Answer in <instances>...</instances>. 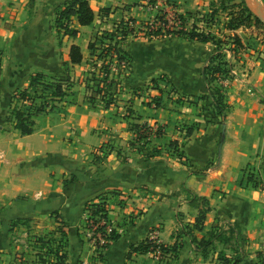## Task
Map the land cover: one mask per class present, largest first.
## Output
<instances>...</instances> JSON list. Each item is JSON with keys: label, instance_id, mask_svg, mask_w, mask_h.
<instances>
[{"label": "crops", "instance_id": "crops-1", "mask_svg": "<svg viewBox=\"0 0 264 264\" xmlns=\"http://www.w3.org/2000/svg\"><path fill=\"white\" fill-rule=\"evenodd\" d=\"M42 1L40 7L39 0H0V264H43L33 235L56 224L53 211L69 227L68 264H218V255H206L208 249L197 248L194 238H201L219 216L227 214L250 240H264V58L256 60L248 77L263 91L235 93L222 123H201L188 135L177 126L178 119H200L179 113L164 101L156 106L152 101L156 89L149 86L142 90L162 72L175 83L193 81L192 43L179 36L121 40L132 64H122V89L116 102L105 106L98 99L92 104L86 97L84 77L95 57L89 41L98 33L113 30L122 19L146 18V0H89L94 20L81 25L74 17L73 25L80 31L77 36H61V43L55 7L66 0ZM172 1L185 12L183 0ZM73 43L81 47V62L70 61ZM161 48L165 50L160 52ZM65 62L72 68L73 85L52 109L35 116L33 132L22 134L7 120L10 96L27 87L37 71L66 75ZM200 66L195 78L202 88L205 63ZM204 88L207 90V85ZM204 88L200 92L204 93ZM131 121L147 122L154 130L160 127L162 133H152L142 144L144 140H138L130 129ZM223 123L222 169L233 171L251 161L262 188L243 187L240 173L198 172L218 153ZM171 139H178L184 157L193 166L180 163L167 168L164 159L174 160L168 150ZM222 189L229 191L227 196ZM112 190L117 193L110 197L108 216L120 235L100 258L93 239L78 233L77 227L80 215L86 212L85 203ZM199 196H206L211 208L204 228L190 231L186 225L195 221L201 207ZM154 230L166 244L182 243L177 257L159 260L149 251L130 255L132 244Z\"/></svg>", "mask_w": 264, "mask_h": 264}, {"label": "rangeland", "instance_id": "rangeland-1", "mask_svg": "<svg viewBox=\"0 0 264 264\" xmlns=\"http://www.w3.org/2000/svg\"><path fill=\"white\" fill-rule=\"evenodd\" d=\"M147 4L145 6H148V15L146 18L142 19L141 21L132 22L128 21L129 25L128 27H133L134 32L129 34V37H147L152 38L151 36H146L145 32L149 31L148 25L149 23L154 22L156 19V15H161L163 12L167 11L170 17L173 14V12L178 11L179 13H183V15L186 17V21L184 22L185 26L188 29H191L194 25L197 26L199 29H203L205 32H209L214 36L215 39H224L226 35L232 34L234 31L238 32L244 41V47L238 48L237 50H234L231 52L230 50H224L223 53L226 54V59L231 61L233 63V70L230 76H225L223 74H219V76L209 81V84L213 86H219L224 91V99L227 103V114L231 110V96L236 94H239V92H262L263 88L259 87L258 83H254L248 80L249 75L252 72V69L255 67V62L259 58H264V20H262L257 14L258 9V3H260L264 9V0H183L182 3L184 5V11H180L178 9L179 5L176 4L175 1L172 0H146ZM40 7L43 3L42 0H39ZM60 3L58 6L55 7L56 11L58 12L60 8L65 4ZM158 3V7H155L154 9H150V4H156ZM33 5L36 3H32ZM243 5H246L249 7V9L253 13L252 20L245 22V24L241 25L235 30H231L227 27V21L231 19V17H234L237 15L238 11L243 7ZM31 8V5H30ZM103 11V10H102ZM105 12V9H104ZM259 18V20H257ZM129 19V18H127ZM126 20V19H125ZM121 21V20H120ZM118 22L117 24L121 25V22ZM176 21L171 17L169 20L170 24H174L178 27H180V23H175ZM116 24V25H117ZM116 29V26L114 28ZM105 32V31H104ZM109 36V34H108ZM179 36L183 39L189 40V42L192 43V46L190 47L192 49L193 54V61H192V71L194 74V79L191 83H181V82H173L171 77L165 73L162 72L158 74L155 80L144 86L142 90H145L149 86H152L156 89V95L153 96L152 101L155 103L157 99H160L161 102H165V104H170L171 108L177 109L179 113H184L187 115H193L196 117V119L200 120H191V122H188V119L190 121V117H183L182 120L178 119L177 126H179L182 129H187L188 126L192 125L193 127H199L201 123L210 124L212 122H218L222 123V116L220 111L214 106L213 99L209 97L208 95V88L207 90L204 88L205 85L209 86L208 82L205 80L203 82V87L205 89L204 93L200 92L202 88H200L198 80L195 78L196 75H200V65L202 62L205 63V65L208 62V59L210 55L213 52H216L217 45L213 43L212 41H202V42H196L197 39H191L187 37L186 35H175V34H165L157 36V38H171ZM128 37V38H129ZM156 37V36H154ZM153 37V38H154ZM201 41V40H198ZM165 42V41H164ZM163 42V43H164ZM97 43H100L97 41ZM165 49L161 48L160 52H163ZM99 52V51H98ZM95 57L93 58L92 63V70H97L96 74H99V68H103L100 65H102V62L106 60L105 64L110 63L109 57L106 59L103 57H98L97 52L93 53ZM3 60V55H2ZM95 60H100L97 62ZM124 62V61H123ZM69 66V65H68ZM112 69L113 72L118 73V78L121 73L124 72V67L122 64H118L117 61L113 59V63L108 65ZM94 67V68H93ZM2 69V68H1ZM72 68L70 67V70ZM91 70V69H90ZM91 71H88L86 76L84 77L85 83H87L86 77H89L90 80L88 81L90 85L93 84V77ZM65 76V75H64ZM66 77V76H65ZM53 81V80H51ZM74 81V80H73ZM120 88L122 86H119ZM22 89V88H21ZM138 90V89H137ZM136 90V91H137ZM141 90V88L139 89ZM141 93V92H140ZM261 99L264 100L263 94H261ZM12 96V95H11ZM10 96V101H11ZM148 96V95H147ZM155 98V99H154ZM56 103V102H55ZM23 100L14 99L13 106H22ZM11 105L8 107V111H12L10 108ZM9 115V113H8ZM7 115V117H8ZM12 122V121H11ZM8 123V122H7ZM9 124V123H8ZM224 124V123H223ZM224 130V125L222 126ZM225 131H226V123H225V130L222 131L219 137V149L218 153L213 157V160L205 164L203 169L199 170L198 172L200 174H204L206 172H212V174H226L229 175V173L233 174L234 176L238 175L240 173V184H243V187H260L262 188L263 184L261 183L259 177H258V171L254 170L251 161L245 162L242 164V166L238 169H234L233 171L230 169L225 168V171L222 169V164L219 162L220 160V154H221V146L225 139ZM162 149V148H161ZM160 149V150H161ZM169 154H171L174 157V160L169 159L168 157L164 159L165 165L167 168L173 169L174 166L179 165L180 163L186 164L188 167L193 166L192 163H190L184 156L178 155L175 150H171L170 146L168 148ZM184 151V150H183ZM193 170V169H192ZM70 177L67 178L69 180ZM256 181V182H255ZM257 183V185L255 184ZM223 193V196H227V193L229 191L222 189L221 191ZM199 203L201 206H204L205 203L202 199V196H199ZM55 211L52 212V215L56 216L54 214ZM81 222L78 225V233H81L86 238L90 236L88 235V231L90 229V219L89 214L87 212L82 213L80 215ZM230 215H224L223 217H218L217 223H214L210 230L207 232H203V236H199L201 238H196V246L200 249H208V252L206 255H218L219 251L221 249H224L225 252L231 256H236L237 254H240V252H244L246 254V260L256 259V251L258 249L264 248V240H250L244 233H242L240 230H238L236 224L230 220ZM59 222L57 221L55 225L52 227H46L47 229L44 231L43 234H34L33 237H36V244L38 246L39 252L37 253L38 259L41 261L44 259V257H54L55 255L53 253H50L49 250L51 248H57L59 246V243L62 239H64L62 236V233L59 232ZM187 230H192V225L187 224ZM80 229V231H79ZM93 230V229H92ZM91 230L92 237L94 238V232ZM67 231H69V227L67 224ZM42 236L43 241H41L38 237ZM92 239V238H91ZM95 243V240H93ZM211 241V244L208 245V243ZM67 244V241H66ZM96 245V243H95ZM103 250V248L101 249ZM202 250V251H203ZM98 255V254H97ZM99 256V255H98ZM169 256H167L164 259H167ZM44 264V263H43ZM244 264H248L244 263Z\"/></svg>", "mask_w": 264, "mask_h": 264}, {"label": "trees", "instance_id": "trees-1", "mask_svg": "<svg viewBox=\"0 0 264 264\" xmlns=\"http://www.w3.org/2000/svg\"><path fill=\"white\" fill-rule=\"evenodd\" d=\"M252 16L253 13L249 7L243 5L237 15L231 17V19L227 21V27L231 30H235L245 24V22L252 20ZM74 17L77 18L81 25L90 24L94 20L95 11L89 0H66L65 4L57 12L55 26L57 27V31L60 36V43L62 42L61 36L78 35L80 29L79 27L73 25ZM172 18L175 21L180 20V27L169 23L171 17L168 16L167 11H165L161 15H156L154 22L149 23L150 25H148V27L150 28L148 32H145V35L157 37L165 34H175L186 35L191 39H197L205 42L212 41L219 49L210 55L207 64L204 66V78L209 84V81L216 79L219 74L229 77V74H231L233 70V63L225 58L226 54L223 53V51L230 50L233 52L238 48H243L245 43L241 35L234 31L232 34L226 35L224 39H215L211 33L205 32L203 29H199L195 25L191 29H188L184 24L186 17L183 13L176 11L174 12V17ZM257 20H259V18H257ZM128 21L136 22V19L134 17H130L126 20L122 19L120 21L121 25L117 24L115 30L113 29L98 33L89 41V48L92 50V53L97 52L98 57H103L105 59L109 57L110 62L108 64H105L106 60L102 62V65L100 66L103 68L98 69L99 74H96L97 70H89L91 71L90 74L92 73L93 75L91 79H93L94 82L90 85L88 82L90 78L86 77V97L92 104H94L96 100L100 99L103 101L105 106H110L112 103L116 102V96L122 89V87H119L121 86V80L116 76L115 72L112 73V69L108 65L113 62V58L116 59L115 61H117L118 64H123L128 67L132 64L131 55L120 45L121 40L128 38L129 34L134 32L133 27H128ZM97 41L100 43H97ZM2 54L3 50L0 48V74L2 68ZM69 55L72 63L81 62L84 57L81 47L77 43L71 44ZM65 64L66 77L64 75H49L42 71H37L31 75L30 84L27 87L18 89L12 94L10 101V108L12 111L8 112L9 115L7 120L12 121L13 126L19 129L22 134L33 132L35 128V116L39 113L47 112L52 109L56 105V100L62 98L67 93V90L70 89V86L73 85L74 81L69 74V63L65 62ZM153 80L155 79H151V82ZM207 88L209 94L208 96L213 99L214 106L220 111L219 113H221L222 121L225 120L227 116V103L224 99V91L221 87H212L210 84ZM14 99L23 100V105L14 107ZM155 104L156 106L161 105V100L157 99ZM128 110L132 112L131 108H128ZM130 129L135 133L138 140H144L142 144H145L148 140L147 138L152 133H156L158 135L162 133L160 127L154 130L153 126L147 122L131 121ZM194 129L195 127L190 125L186 129V133L190 135ZM169 146L171 150H175L178 155L185 156L178 139H171L169 141ZM65 184H67V180L65 181ZM255 184L257 185V183ZM116 193L117 191L115 190L107 191L100 195L97 200L92 199L87 201L85 203V211L89 214V218H93L96 221L106 219V222L109 223L108 205L111 202V195ZM202 199L205 205L200 207L195 221L192 224V228H197L199 230L204 228L206 214L211 208L208 198L206 196H202ZM56 219L60 223L58 228L64 239L60 241L57 248H51L49 250V252L53 253L55 256L44 257V259L41 260L44 264H68L66 261V240L68 237L67 224L59 213H56ZM106 222L98 225V230L104 238L102 243H100L99 240H97L96 243V250L98 251L100 258L104 257V250L107 248L109 243L118 238L120 235L119 231L114 226L111 224L109 226ZM191 234L192 233H190V235ZM38 238L43 241L42 236H39ZM195 239L196 238H194V240ZM209 244H211V241L208 245ZM158 245H160V248L166 255L169 254L171 257H177L182 247V243L179 240H176L173 244H166L165 242L156 243L155 239L148 236L144 240L132 244L130 255L135 251H155ZM102 248L103 250H101ZM245 259L246 254L242 251L236 256L227 254L224 249H221L218 253V264H240V262ZM164 264H168V261H165ZM248 264H264V248L258 249L256 251V259H250Z\"/></svg>", "mask_w": 264, "mask_h": 264}, {"label": "built area", "instance_id": "built-area-1", "mask_svg": "<svg viewBox=\"0 0 264 264\" xmlns=\"http://www.w3.org/2000/svg\"><path fill=\"white\" fill-rule=\"evenodd\" d=\"M155 7H158V3H156V4H150V6H149L150 9H154ZM169 14H171V13H169ZM169 14H168V16H170ZM171 17H174V12L171 15ZM178 22L180 23V20H176L175 23H178ZM113 59H115V58H113ZM111 63H113V62H111ZM90 221H91V223H90V226H91L90 229L91 230L93 229L92 231L94 232V238L92 237L91 230L88 231V235L90 236V238H92L93 240H95V243H97V240H99L100 243H102L104 241V238L102 237L101 232L98 230V225L101 224V223H105L106 222V219H102V220L96 221V220H94L92 218V219H90ZM106 223H107V225L110 226V222L109 223L106 222ZM150 237H152L153 239H155L156 243L162 242L159 239L158 235H157V231H155V230L152 231ZM149 252H151L154 255V257H156L159 260H162V259L166 258L167 256H169V254L166 255L165 252L160 248V245H158V247H157V249L155 251H149Z\"/></svg>", "mask_w": 264, "mask_h": 264}, {"label": "water", "instance_id": "water-1", "mask_svg": "<svg viewBox=\"0 0 264 264\" xmlns=\"http://www.w3.org/2000/svg\"><path fill=\"white\" fill-rule=\"evenodd\" d=\"M258 9H257V15L262 19V20H264V9H263V7H262V5L260 4V3H258ZM224 125V130H225V124H223ZM223 130V131H224Z\"/></svg>", "mask_w": 264, "mask_h": 264}]
</instances>
